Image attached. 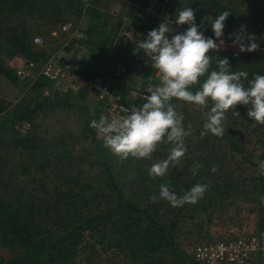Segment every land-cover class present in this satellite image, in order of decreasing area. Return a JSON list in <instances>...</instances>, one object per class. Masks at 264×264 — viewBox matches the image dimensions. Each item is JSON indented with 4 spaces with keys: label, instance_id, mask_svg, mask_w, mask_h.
I'll use <instances>...</instances> for the list:
<instances>
[{
    "label": "rangeland",
    "instance_id": "1",
    "mask_svg": "<svg viewBox=\"0 0 264 264\" xmlns=\"http://www.w3.org/2000/svg\"><path fill=\"white\" fill-rule=\"evenodd\" d=\"M56 1L55 4H47L45 9L33 7L30 12L25 9L28 12L25 16H22V13L18 11H0V19H14L12 24L18 26L19 30H21V25L24 23L23 19H29L27 27L31 25L33 41L37 36L45 39L43 44L37 45L34 43L36 49L43 50L42 52H46L48 55V53L54 52L57 48L67 44L68 52L80 55L82 61L87 62L86 64L93 61L94 54L100 47L99 42L105 41V37L117 34L128 23L140 27L137 43L128 47L129 51L124 50L126 48L118 43L115 44L117 35L115 40L112 38L111 42L107 43V57L103 65L104 70L107 71V76L104 73L102 74L103 78L109 81L113 93L121 94L129 104L136 106H141V99L137 97L138 94L135 93V90L154 77L152 66H144L145 68L138 69V64L135 65L136 56L139 55L140 51H143L136 48V45L145 39V32L157 28L165 20L177 32L184 31L188 26H178L175 24V20L179 11L189 7L194 10L196 23L199 26L206 24L209 27L210 21L216 19L212 14L209 15L203 10L199 13L202 6L194 4L196 3L194 1L197 0L175 1L173 8L178 11L174 15L171 12L169 19H160L157 15L150 14L139 6H135L134 4L138 3L137 0H77L76 10H73L72 13H68L69 9L66 8L68 5H65L68 0ZM238 1L241 3L240 11L246 14V19L251 20L238 23L239 20L237 21V19H240V17L237 16L238 18L236 17V20L231 23L232 29L228 30L225 26L224 36L222 37L224 45L221 46V49L240 52L238 47L233 45L231 37L239 31L242 24L246 25L247 32L255 35L259 49L254 52L245 51V53L255 55L257 61L255 68L258 65L264 66V19H258L257 17L258 13L264 14V0ZM43 2H46V0ZM57 4L66 7L62 11V19L52 22L54 20V7ZM34 5L38 7L40 4L35 2ZM178 5L183 6L176 8ZM204 16L209 17L205 18ZM66 24L69 25V28L67 31H63L62 27ZM9 27L8 23L0 22V30L2 29L5 34H7ZM199 30L203 32L201 28ZM54 31L57 32L56 35H53ZM77 35H84L86 38L85 42L82 43L83 49L81 51L77 45L79 42L76 38ZM204 35L215 39L214 36H208L205 33ZM216 42L219 44V40ZM44 59L36 60L27 58L22 54L10 55L9 53L0 52V61L6 67L12 68L15 74L11 78L0 76V98L5 101L3 103L4 109L0 111V155L10 154L11 157L15 156L14 166L19 162L21 153L26 154L25 158L32 161H34L33 158L40 157L51 160L53 163L47 165L46 170L38 172L41 178L44 179L46 176V179L48 177L51 181L52 186H48L52 189L51 194H55V186H60L59 189L62 191V173L63 175H83V177H87L91 183L87 193L96 192L100 196V198L95 199L96 205L101 201H103V205L107 204L106 199L111 200L115 195L112 192L109 178H107L108 169L106 171V167H110L124 196L137 202L146 201V204H152L150 205L152 210L158 205L156 213L163 223L171 222L172 215L166 209L173 207L170 206L168 201L160 199V185L168 186L171 191L175 186L187 188L186 190L189 191L196 184L208 185L203 197L196 204H190L188 208H185L175 233L178 247L192 256L193 247L198 242L230 240L239 237L243 233L250 235L259 233L261 213L258 209V202L254 200L253 189L256 186L259 188L260 185L258 182L251 180L257 177V167L244 161L241 155L233 154L234 152L231 150L226 154L223 151L226 149L224 146L220 149V152H214L212 145L203 146L200 142V139H209L228 145L226 131L229 128L231 119L232 117H242L243 114L236 116L229 111L223 137H217L210 132L201 136L202 132L199 131V126L204 127L207 121V112L211 106L202 108L188 102L183 104V101L172 104L178 117H183L182 126L185 131L190 133L183 138L187 151L178 163L175 165L170 164L169 169H171V172L167 171L163 177L153 179L149 175V169L152 165L167 159L174 144L165 137L164 141L157 145L156 151L152 153L150 159L130 156L124 161L117 155H113L108 147V151L106 150L103 143L104 133L90 126L92 120L99 121L100 115L104 116V108L102 114L99 115L98 107L101 104L104 106V101L98 97V92L93 88V80L91 81L81 75L82 87L77 91H73L71 95H62V91L55 89L45 78L42 79L35 73L28 72L31 61L39 65ZM120 67L124 68L125 71L121 70ZM149 68L153 71L150 76H148V73H151V70H148V73H143ZM111 72L113 74L110 75ZM117 72H121L118 78L115 77ZM62 97L66 102L63 105ZM39 102L43 103V107L35 117L38 131L36 130L37 132L33 133L39 137L38 141L35 142L37 147L26 149L16 143L15 137L17 136L16 133L27 135L32 128V123L29 121L23 124H21V121L10 123L8 119L18 108L34 107ZM58 102L59 104H57ZM248 107L246 106L247 110ZM199 111L202 114H199ZM236 111L240 113L237 108ZM185 113H191L190 119H184ZM196 117L198 118L194 119ZM246 123L247 129L243 136L249 148L248 151L253 153V158L257 162L260 153L263 151L258 141L257 133L259 132L255 128L258 124L250 118H247ZM93 132H96V138L101 140L97 141L98 143L92 137ZM62 139L69 149L67 154L70 156L66 161H63L62 158L66 155L62 153ZM162 152L166 153L167 157L161 158L159 154ZM215 153L225 154L224 160L227 162L224 166L225 172H219L216 169L213 175L210 172L213 169L210 164ZM198 165L199 167H197ZM193 168H196V174H193ZM33 169H37L36 163L33 164ZM3 175H5V179L11 181L15 180L16 176L21 179L25 178L21 167L16 168V173H12L9 178L7 177L9 175L8 171H5V173L3 171ZM39 178L40 176L36 177V179ZM184 184H187V186L183 187ZM221 184H228V186H219ZM15 186V183L11 182L5 188L3 194H6L10 201L16 203L19 198H25L26 194L18 193L19 187ZM240 189L244 190L240 191ZM244 191L250 195H244ZM151 197H157L159 199H157L158 204L152 202ZM149 219V215H144L142 223H148L147 220L149 221ZM117 231L111 230L110 233L113 238H117ZM115 246V239L109 245L96 244L94 248L85 240L83 250L78 252L74 261L78 264H133L130 258ZM96 248L99 249L98 255L91 252L92 249ZM175 251L173 248L165 251L160 255V260H165V263L179 264L173 262L176 260L177 255ZM0 254L7 258L13 255L2 245H0ZM90 254L92 256L89 258L88 255ZM250 263L261 264L258 252L253 255Z\"/></svg>",
    "mask_w": 264,
    "mask_h": 264
},
{
    "label": "trees",
    "instance_id": "2",
    "mask_svg": "<svg viewBox=\"0 0 264 264\" xmlns=\"http://www.w3.org/2000/svg\"><path fill=\"white\" fill-rule=\"evenodd\" d=\"M0 0V11H18L25 16L30 10L34 8H46L47 4H55L56 0ZM177 1V0H176ZM35 2H39V6L34 5ZM197 6H202L199 13L203 10L207 14H212L214 18L222 14L224 11L230 13L225 22V26L228 30L232 29L231 23L237 19L238 23L244 22L247 16L240 11L241 3L238 0H197L194 1ZM77 0H68L65 5L57 4L54 7V21L62 19V11L66 7L69 9L68 13H72L76 10L75 4ZM201 3V4H200ZM183 5H178L179 8ZM28 11H26V10ZM176 9H172V14L176 13ZM198 13V14H199ZM205 18L209 16H204ZM258 19H264V14H257ZM20 19V16L18 17ZM238 18V17H237ZM243 18V19H242ZM209 19V18H208ZM14 19H0L1 23H8L9 29L7 34L0 30V52L9 53L10 55L22 54L27 58L39 60L40 58H46L48 55L43 50H38L34 46L33 37L31 35V25L27 27L29 19H23L21 30L18 26L12 24ZM214 19L210 21L208 26L206 24L200 25L203 33L208 36H214L211 25ZM137 30L139 28L135 26ZM117 34L113 36L105 37V41H101L99 50L94 54V59L89 64L82 61V65L78 71L79 75L94 81L95 76H103L104 73L107 76V71L104 70L105 58L107 57V43L111 42V39L116 38ZM113 42V41H112ZM128 50V47H125ZM49 54V53H48ZM208 55L211 57V71H218V61L224 57H227L230 61L231 72H248L247 80H243L245 87H248V81H251L256 75H264V66L258 65L255 68L256 60L253 53L235 52L232 50L219 51L210 50ZM86 65V66H85ZM82 67V69H81ZM85 67V68H83ZM151 70V73H148ZM106 72V73H105ZM16 73V72H15ZM148 73V76L153 74L152 69H147L143 72ZM113 74L112 72L110 75ZM14 74V70L10 67H6L0 61V76L11 78ZM201 77V83L206 79ZM81 76V77H82ZM44 79L43 76H39ZM118 78V76H115ZM151 78V77H150ZM107 80L104 79V83ZM109 82V81H108ZM200 89V84L191 86L190 90L195 93ZM97 92L98 90L95 89ZM72 92H62V95H71ZM175 98L170 102L174 104L178 102ZM5 101L0 98V111L4 109ZM66 102L62 97V105ZM187 103L183 101V104ZM59 104V102L57 103ZM211 106V105H210ZM43 107V103L39 102L34 107H21L10 116V123L16 121L31 122L32 128L27 135L17 134L15 137L16 143L23 146L26 149L37 147L36 141L39 137L33 134L38 130L36 128L35 117L38 111ZM99 108V115L102 114L104 106L101 104ZM182 108V107H180ZM242 117H232L229 128L226 131V137L228 139V145L222 144L215 140L200 139L203 146L212 145L214 152H220V149L224 146L223 150L228 154L229 150L234 152L233 154L241 155L244 161L254 164L257 167V177L252 178L259 183L253 189L254 200L258 202L259 210L261 213L260 219V231L264 228V203H261V199L264 198V175L260 174L259 162L264 161V125L258 124L256 126L258 141L263 148L260 153L258 161L253 158V153L248 151V146L245 143L244 133L247 129L246 120L248 110L246 106L237 105L236 107ZM199 114H202L199 111ZM246 116H245V115ZM98 115V118H99ZM101 116V115H100ZM191 113H185L184 119H190ZM198 117L194 118L197 119ZM238 119V121H236ZM6 120V119H5ZM90 124V123H89ZM238 125V127H237ZM37 130V131H36ZM199 131L204 132V127L199 126ZM96 132L92 133V137L97 141ZM200 138V137H199ZM1 139V137H0ZM103 141V140H102ZM199 142V141H198ZM212 142V143H211ZM98 143V142H97ZM104 143V141H103ZM65 141L62 139V153L64 155L63 161L68 160L69 149L66 147ZM105 145V143H104ZM108 151V148L106 147ZM35 154V152H33ZM114 155V154H113ZM27 156L21 153L19 156V162L14 166V157L10 154L6 156L0 155V245L6 247L8 251L12 252V256L7 258L0 254V264H78L75 263V257L78 252L83 250V243L88 241L91 247L94 248L96 244L109 245L115 239L116 246L128 256L133 264H170L165 263V260H160V255L169 249L176 250V260L174 263L179 264H203L196 260L194 256L178 247V242L175 240V233L178 229L180 218L183 216V211L188 208L190 203H185L182 207H173L166 209L170 213V223H163L157 216L158 205L154 210L150 205L146 204V201L137 202L136 200L127 199L124 196L123 191L119 188L112 170L110 167H106L107 178H109L110 185L112 186V192L114 197L109 200L106 199V203L103 205V201L96 205L95 199L100 198L98 193L88 194L87 191L90 186V181L83 175H63L62 173V191L60 186H55V194H51L52 189L48 186H52L46 176L41 178L38 174L39 171L46 170V166L53 162L47 158H33L34 161L25 158ZM111 157L110 155H107ZM161 158L167 157L166 153H160ZM31 157V155H29ZM114 157V156H113ZM225 154L219 155L215 153L211 160L210 167H216L219 172H225L224 166L226 160H224ZM125 161V160H124ZM37 165V169H33V164ZM55 163V162H54ZM56 166V163H55ZM21 167L22 173L25 175L24 179L15 177V180L5 179L3 171H8L7 177H11L12 173H16V168ZM179 169V168H178ZM168 171L171 172V169ZM214 175L215 172L210 170ZM40 176L39 179H36ZM46 179V180H45ZM15 183V187H19L18 193L26 194L25 198L21 197L15 203L10 201L5 192V188L10 183ZM179 182V180H178ZM228 186V184H221L219 186ZM184 184L183 187H186ZM231 187V186H230ZM178 196H183L188 190L175 186L172 188ZM232 190V189H231ZM244 189H240L242 191ZM2 191V192H1ZM244 195H250L244 191ZM116 196V197H115ZM157 198V197H156ZM158 199V198H157ZM159 200V199H158ZM144 202V203H143ZM53 203V205H51ZM158 204V202H157ZM145 205V206H143ZM162 205V204H160ZM171 206V204H170ZM172 207V206H171ZM144 215H149L150 219L148 223L143 224L142 219ZM111 230L116 232L117 238H113L110 233ZM92 240H94L92 242ZM99 249H92L93 254H97ZM89 258L92 254L88 255ZM173 264V263H172Z\"/></svg>",
    "mask_w": 264,
    "mask_h": 264
},
{
    "label": "clouds",
    "instance_id": "3",
    "mask_svg": "<svg viewBox=\"0 0 264 264\" xmlns=\"http://www.w3.org/2000/svg\"><path fill=\"white\" fill-rule=\"evenodd\" d=\"M230 13L224 11L212 22L211 29L215 39L206 37L196 23L192 8L179 11L175 24L187 25L184 31L177 32L166 22H161L157 28L150 30L146 38L136 45L143 50L153 62L152 67L161 74L159 86H149L148 95H144L142 106L132 105L124 111L128 114L120 119H112L101 115L99 121L92 120L90 126L104 133V143L113 154L122 160L133 158H151L157 145L165 139L174 144L167 159L152 165L149 175L155 179L163 177L170 164L175 165L187 151L183 138L190 133L182 126L183 117H178L170 101L192 103L202 108L211 105L207 112L204 132L223 137L225 122L229 111L239 116L237 105L249 106L247 116L260 125H264V75H256L248 81V73L244 71L231 72L230 61L224 57L218 61V71L211 67L210 50L219 51L224 45L225 22ZM233 45L240 52H254L259 49L254 34L247 32L246 25H241L237 33L231 37ZM219 40V44L216 42ZM201 83L200 78L205 77ZM200 84L195 93L191 86ZM199 167V165L197 166ZM260 174L264 175V161L259 162ZM212 171H216L213 166ZM196 174V168L192 169ZM208 185L196 184L183 196H178L168 186L160 185V199L168 201L172 207H182L185 203L196 204L207 190ZM157 202L156 197L150 198ZM264 203V198L261 199Z\"/></svg>",
    "mask_w": 264,
    "mask_h": 264
},
{
    "label": "built area",
    "instance_id": "4",
    "mask_svg": "<svg viewBox=\"0 0 264 264\" xmlns=\"http://www.w3.org/2000/svg\"><path fill=\"white\" fill-rule=\"evenodd\" d=\"M137 1L138 3L134 5L139 6L142 10L157 15L160 19H169L176 0ZM68 28L69 25L66 24L62 27V30L67 31ZM148 32H145V38ZM56 34L57 32L54 31L53 35ZM138 36L139 32L135 25L128 23L118 31L115 44L118 43L122 47H131L137 43ZM76 38L79 40L77 45L81 51L83 49L82 43L85 42L86 38L84 35H77ZM44 40L43 37L37 36L34 39V43L37 45L43 44ZM67 48L68 46L65 44L54 52H50L39 65L31 61L28 66V72L43 76L59 91L73 92L79 90L83 84L82 77L78 73L82 59L80 55L69 53ZM152 63L144 51H140L139 55L136 56L135 65L137 66L138 64V69H143L147 66L151 67ZM120 69L125 71L122 67ZM124 71L123 73H125ZM120 73L117 72L116 76H120ZM153 76L151 81H147L139 89L135 90V93L138 94L137 97L141 99V106L146 102L144 99V95H148L146 89L149 86L160 85L161 74L155 68ZM92 86L98 90V97L104 101L103 113L109 122L114 118L120 119L128 114L124 111V108L129 109L132 105L121 94L113 93L110 83L108 81L104 83L103 76H95ZM256 252L260 254L261 264H264V228L257 235L243 233L235 239L201 241L193 247V256L203 264H251L250 261Z\"/></svg>",
    "mask_w": 264,
    "mask_h": 264
}]
</instances>
